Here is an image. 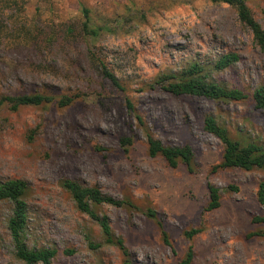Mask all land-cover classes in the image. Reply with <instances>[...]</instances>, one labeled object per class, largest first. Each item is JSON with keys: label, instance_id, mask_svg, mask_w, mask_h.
Masks as SVG:
<instances>
[{"label": "rangeland", "instance_id": "374dc122", "mask_svg": "<svg viewBox=\"0 0 264 264\" xmlns=\"http://www.w3.org/2000/svg\"><path fill=\"white\" fill-rule=\"evenodd\" d=\"M80 2L104 31L64 42L60 29L81 19ZM246 2L264 28V0ZM1 33L0 96H73L66 106L48 102L12 110L0 104V180L26 183L28 247L55 248L51 264H178L188 248L190 264H264L263 230L251 222L262 211L256 190L264 167L213 171L223 145L202 127L211 114L232 139L264 147V109L254 108L250 97L264 84V53L231 9L208 0H0ZM38 36L47 41L36 44ZM225 52L237 53L238 61L213 70L210 63ZM97 60L121 88L100 74ZM192 61L204 66L208 79L248 96H174L154 83L160 73ZM145 130L164 145H189L194 170L149 156ZM120 135L132 136L127 152L119 147ZM63 179L124 201L94 210L123 239L126 256L104 243L98 224L76 210ZM207 183L220 190V206L211 211L205 210ZM10 209L0 201V264H25L15 257L6 229Z\"/></svg>", "mask_w": 264, "mask_h": 264}, {"label": "trees", "instance_id": "16d2710c", "mask_svg": "<svg viewBox=\"0 0 264 264\" xmlns=\"http://www.w3.org/2000/svg\"><path fill=\"white\" fill-rule=\"evenodd\" d=\"M212 4L225 5L235 13L238 22L247 29L251 35L253 43L264 53V28L255 18L251 8L246 0H208ZM163 7L165 3H162ZM156 8L160 5L155 4ZM90 8L83 2H80L81 19L67 22L60 29L58 38L64 42L70 43L83 38H97L104 31L102 25L95 24L91 21ZM2 33L0 42H2ZM47 41L46 38L37 37L34 42L42 44ZM239 56L235 52L221 53L214 61L210 63L213 70H223L235 62ZM100 74L106 78L113 86L121 88L117 77L111 72L102 60H97ZM154 83L174 96L189 95L200 97L208 100H242L248 94L237 87L224 86L216 81L208 79V73L205 72L204 66L200 62L192 61L178 69H171L160 73ZM251 100L254 108L264 109V84L257 86L251 92ZM73 96L62 95L56 97L52 94L31 92L17 94H3L0 96V104L4 103L10 109L15 110L20 106L40 105L43 103L54 102L59 106L69 105ZM125 100V106L128 110H133L129 99ZM136 120L142 124L143 120L139 115H135ZM203 129L215 136L223 145L220 162L213 166V171L225 168H240L249 170L252 168L264 167V147L256 142L250 141L242 143L230 137L227 129L219 124L216 118L211 114L204 115L202 119ZM146 150L149 156H160L170 167H176L182 163L188 171L193 169V151L189 145L169 146L162 144L145 130ZM133 139L130 135H120L118 144L123 152H127L132 145ZM62 188L68 193L74 207L80 213L86 214L91 220L95 221L103 236L106 244L117 246L126 256L127 250L124 241L116 237L112 232L108 219L94 210V207L101 204H109L119 207L124 204L123 200L115 199L103 193L99 187L83 186L76 181L63 179ZM208 199L205 210L211 211L220 206V190L211 183H207ZM26 183L21 179L0 180V201H7L11 204L10 214L6 218V229L13 246L14 255L25 264H51L57 250L50 246L39 248H30L26 243V228L28 224V209L24 199L26 192ZM229 189L237 190L235 186L229 185ZM257 202L262 206L260 214L251 217V222L259 224L262 227L264 235V181H260L256 190ZM147 217L154 219L155 212L152 209L145 211ZM161 226L160 223H158ZM195 231H188L186 235H192ZM162 240L167 242L166 234L161 231ZM93 248L97 245L89 243ZM70 252V251H69ZM193 253L188 248L184 258L178 264H190ZM127 264V262H126Z\"/></svg>", "mask_w": 264, "mask_h": 264}]
</instances>
